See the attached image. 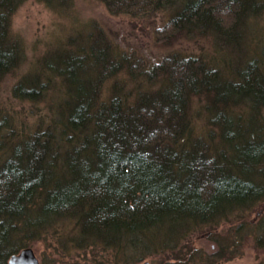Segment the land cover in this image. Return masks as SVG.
Segmentation results:
<instances>
[{
    "label": "trees",
    "instance_id": "obj_1",
    "mask_svg": "<svg viewBox=\"0 0 264 264\" xmlns=\"http://www.w3.org/2000/svg\"><path fill=\"white\" fill-rule=\"evenodd\" d=\"M15 1L0 0V77L17 59V45L2 28ZM100 1L111 12L168 11L154 28L157 42L209 34L228 50L238 45L248 18L264 9V0ZM91 42L48 65L65 97L50 122L13 142L0 162V264L65 221L76 232L53 233L57 249L61 243L90 248L93 257L102 250L111 264H132L176 249L191 232L236 219L230 240L215 238L217 256L232 255L244 215L264 200L260 64L238 60L227 73L203 57L172 52L145 67L133 54H112L99 37ZM121 70L135 84L115 81L102 96L103 83ZM48 85L33 76L13 94L32 100ZM191 96L204 97L203 132L195 129ZM256 226L263 235L255 243L264 245V216Z\"/></svg>",
    "mask_w": 264,
    "mask_h": 264
},
{
    "label": "rangeland",
    "instance_id": "obj_2",
    "mask_svg": "<svg viewBox=\"0 0 264 264\" xmlns=\"http://www.w3.org/2000/svg\"><path fill=\"white\" fill-rule=\"evenodd\" d=\"M8 16L2 28L5 38H10L17 45V59L15 66L0 77V120H3L0 124V162L9 157L13 142L26 138L37 126H46L65 97L63 84L48 65L55 63L58 55L76 46L88 48L95 37L108 43L112 54H133L134 61H142L145 67L176 52L182 56L203 57L213 64L216 62L215 66L225 68L227 73L231 72L228 67H235L233 63L237 64L239 60L244 64L249 59L258 62L257 69L264 71V9L260 15L248 18L238 45L232 50L219 48L209 34H178L166 43L157 42L154 28L164 23L168 11L150 15L111 12L100 0H17ZM33 76L43 82L49 81L43 93L32 100L13 94L20 80ZM132 80L125 70L119 71L103 83L102 96L107 95L113 82L131 86L135 84ZM157 82L159 84V80ZM204 105V97L191 96L189 106L198 132L207 127L208 115ZM239 108L242 110L245 106L239 105ZM263 216L264 200L244 215L246 227L239 235L240 248L230 256H217L220 243L215 238L222 236L230 240L235 232L236 219L224 224L221 222L211 231L201 229L191 232L186 240L178 243L176 249L151 253L132 264H264V245L255 243L256 237L263 235L255 232ZM75 232L66 221L58 223L23 248H30L39 264H70L73 261L78 264H111L106 259L108 254L102 250L98 251L99 257H93L90 248L71 250L69 244L64 247L61 243V249H57L60 242L56 237L59 234ZM227 244L225 248L228 251L232 247ZM91 259L95 261L88 262Z\"/></svg>",
    "mask_w": 264,
    "mask_h": 264
},
{
    "label": "water",
    "instance_id": "obj_3",
    "mask_svg": "<svg viewBox=\"0 0 264 264\" xmlns=\"http://www.w3.org/2000/svg\"><path fill=\"white\" fill-rule=\"evenodd\" d=\"M7 264H39L38 259L30 248H23L18 253L12 254ZM142 264H148L144 262Z\"/></svg>",
    "mask_w": 264,
    "mask_h": 264
},
{
    "label": "bare ground",
    "instance_id": "obj_4",
    "mask_svg": "<svg viewBox=\"0 0 264 264\" xmlns=\"http://www.w3.org/2000/svg\"><path fill=\"white\" fill-rule=\"evenodd\" d=\"M10 256H11V255H10ZM10 256H9V257H10Z\"/></svg>",
    "mask_w": 264,
    "mask_h": 264
}]
</instances>
